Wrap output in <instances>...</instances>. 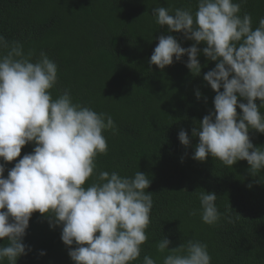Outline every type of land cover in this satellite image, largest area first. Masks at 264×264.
Instances as JSON below:
<instances>
[{
    "label": "clouds",
    "instance_id": "clouds-1",
    "mask_svg": "<svg viewBox=\"0 0 264 264\" xmlns=\"http://www.w3.org/2000/svg\"><path fill=\"white\" fill-rule=\"evenodd\" d=\"M245 2L196 0L195 13L191 8L153 7L156 24L166 25L169 33L182 32L194 43L185 48L173 35L162 34L149 65L163 70L174 57L180 61L187 54L186 67L200 75L201 51L216 61L203 75L216 92L214 110L192 129L199 138L192 158L203 162L211 156L229 167L246 160L256 176L264 170V146L252 143L249 130L264 133V17L254 29L251 14L241 15ZM201 43L206 45L202 49ZM34 55L20 41L0 35V239L6 241L0 244V264L5 259L17 264L31 251L24 237L36 211L48 218L50 227L61 226V240L74 264H133L149 239L153 195L146 190L151 180L141 171H97V157L108 152L104 133L117 131L112 116L74 102L69 89L54 98L58 66L43 50L35 60ZM195 95L199 99L201 92ZM178 139L185 146L191 143L185 130ZM28 143L35 144L33 151L5 177L6 164L20 157ZM197 195L200 207L190 215L208 225L222 217L232 222L219 211L215 192ZM171 243L165 235L156 243L157 251L166 253L162 264H211L206 243L190 239L170 248ZM141 264L157 260L145 254Z\"/></svg>",
    "mask_w": 264,
    "mask_h": 264
},
{
    "label": "trees",
    "instance_id": "trees-1",
    "mask_svg": "<svg viewBox=\"0 0 264 264\" xmlns=\"http://www.w3.org/2000/svg\"><path fill=\"white\" fill-rule=\"evenodd\" d=\"M159 6L191 8L195 13L196 0H0V35L20 41L25 52L34 50L33 60L43 50L55 61L54 98L69 89L74 102L112 116L117 131H105L108 152L97 157V171H141L149 176V239L133 264H141L145 254L162 264L166 253H159L156 243L163 235L172 241L170 248L190 239L206 243L211 264H264V170L253 176L246 160L229 167L211 156L203 162L192 158L199 142L192 129L214 110L216 92L203 75L216 61L201 51L200 75L186 67L187 54L180 61L174 57L163 70L149 65L162 34L173 35L185 48L194 43L182 32L169 33L166 25L155 23L151 9ZM244 12L251 14L255 29L264 17V0H246L241 15ZM180 130L188 133L189 146L179 141ZM249 137L255 146H264V133L250 129ZM34 147H22L20 157L6 164L5 177ZM201 191L217 194V207L231 223L222 217L208 225L199 215L189 214L200 207ZM2 243L6 241L0 239ZM24 243L31 251L17 264H74L61 240V226L50 227L38 211L30 218Z\"/></svg>",
    "mask_w": 264,
    "mask_h": 264
}]
</instances>
